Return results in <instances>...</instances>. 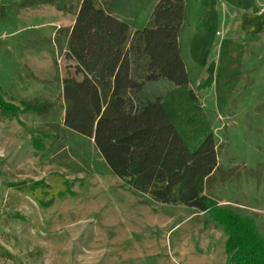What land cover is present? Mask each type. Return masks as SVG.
<instances>
[{"label":"rangeland","instance_id":"rangeland-1","mask_svg":"<svg viewBox=\"0 0 264 264\" xmlns=\"http://www.w3.org/2000/svg\"><path fill=\"white\" fill-rule=\"evenodd\" d=\"M80 1L9 0L0 12V264H227L218 210L251 220L264 239V14L257 1L238 0V8L183 0L178 42L188 84L159 80L139 95L161 99L191 151L213 136L217 169L205 193L215 206L207 214L133 192L89 138L62 126L59 80L73 73L63 52ZM93 1L132 33L150 26L159 0Z\"/></svg>","mask_w":264,"mask_h":264},{"label":"trees","instance_id":"trees-1","mask_svg":"<svg viewBox=\"0 0 264 264\" xmlns=\"http://www.w3.org/2000/svg\"><path fill=\"white\" fill-rule=\"evenodd\" d=\"M184 10L183 0H159L150 26L131 33L95 1L81 0L63 52L73 73L61 82L62 126L89 138L111 174L133 192L207 214L215 206L205 193L217 169L213 136L191 151L161 99L139 97L147 83L188 84L178 42ZM216 216L227 235V264H264L255 223L229 210Z\"/></svg>","mask_w":264,"mask_h":264},{"label":"crops","instance_id":"crops-1","mask_svg":"<svg viewBox=\"0 0 264 264\" xmlns=\"http://www.w3.org/2000/svg\"><path fill=\"white\" fill-rule=\"evenodd\" d=\"M7 1H9V0H0V12H1V10H2L4 7H6V5H4V3H7ZM210 1H211V0H210ZM224 1L228 2L229 5L231 4V6H233V7H238V8H240V3H239L238 0H224ZM256 1H257L256 4H252V5L256 6L257 8H259L260 5L264 2V0H256ZM203 4H204V0H199V5H200V6H203ZM101 7H102V6H101ZM102 8H103V7H102ZM229 9L232 10L231 12H232V14H233V15H232L231 12H230V19H232L231 21H235L237 14L234 13L232 7H230ZM249 9H250V8H249V5L244 6V8H243V14H244V15L247 14L248 11H249ZM73 22H74V20L72 21L71 26L69 27V29L72 27ZM60 23L63 24L64 21H63L62 19H60ZM62 24H61V25H62ZM58 29H60L59 26H58ZM216 35H218V33H216ZM3 36H4V33H3ZM62 79H63V78L60 77V80H59L60 84H61V82H62ZM61 86H62V85H61ZM61 90H62V87H61ZM62 104H63V103H62ZM62 117H63V114H62Z\"/></svg>","mask_w":264,"mask_h":264},{"label":"built area","instance_id":"built-area-1","mask_svg":"<svg viewBox=\"0 0 264 264\" xmlns=\"http://www.w3.org/2000/svg\"><path fill=\"white\" fill-rule=\"evenodd\" d=\"M264 14V2L260 5V9L258 12V15H263Z\"/></svg>","mask_w":264,"mask_h":264}]
</instances>
